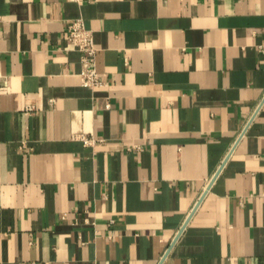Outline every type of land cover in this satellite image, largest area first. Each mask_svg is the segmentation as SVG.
<instances>
[{
  "label": "crops",
  "instance_id": "crops-1",
  "mask_svg": "<svg viewBox=\"0 0 264 264\" xmlns=\"http://www.w3.org/2000/svg\"><path fill=\"white\" fill-rule=\"evenodd\" d=\"M0 264H264V0H0Z\"/></svg>",
  "mask_w": 264,
  "mask_h": 264
},
{
  "label": "built area",
  "instance_id": "built-area-1",
  "mask_svg": "<svg viewBox=\"0 0 264 264\" xmlns=\"http://www.w3.org/2000/svg\"><path fill=\"white\" fill-rule=\"evenodd\" d=\"M65 33L67 41L80 53L81 68L79 76L82 85L90 88L99 85L101 78L95 64L97 49L94 45L91 29L85 26L81 17H78L67 23ZM107 106H109L108 103ZM79 139L85 146H93L103 141L101 138L87 135H79Z\"/></svg>",
  "mask_w": 264,
  "mask_h": 264
},
{
  "label": "water",
  "instance_id": "water-1",
  "mask_svg": "<svg viewBox=\"0 0 264 264\" xmlns=\"http://www.w3.org/2000/svg\"><path fill=\"white\" fill-rule=\"evenodd\" d=\"M219 170H220V169H219ZM219 170H218V171H219ZM218 171H217V172H218ZM216 174H217V173H216ZM216 174L214 175V177L216 176ZM214 177H213V178H214Z\"/></svg>",
  "mask_w": 264,
  "mask_h": 264
}]
</instances>
